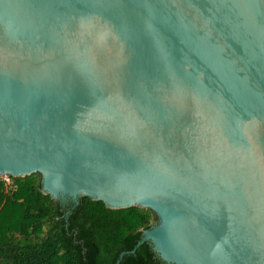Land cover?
<instances>
[{
  "label": "water",
  "instance_id": "95a60500",
  "mask_svg": "<svg viewBox=\"0 0 264 264\" xmlns=\"http://www.w3.org/2000/svg\"><path fill=\"white\" fill-rule=\"evenodd\" d=\"M33 173L152 210L127 253L264 264V0H0V176Z\"/></svg>",
  "mask_w": 264,
  "mask_h": 264
},
{
  "label": "trees",
  "instance_id": "16d2710c",
  "mask_svg": "<svg viewBox=\"0 0 264 264\" xmlns=\"http://www.w3.org/2000/svg\"><path fill=\"white\" fill-rule=\"evenodd\" d=\"M8 178L0 177V264H167L149 241L126 252L155 223L152 210L61 202L41 192L39 173Z\"/></svg>",
  "mask_w": 264,
  "mask_h": 264
},
{
  "label": "rangeland",
  "instance_id": "374dc122",
  "mask_svg": "<svg viewBox=\"0 0 264 264\" xmlns=\"http://www.w3.org/2000/svg\"><path fill=\"white\" fill-rule=\"evenodd\" d=\"M1 177V176H0ZM2 179H4L6 182H8V183H10L11 181H10V179L7 177V176H2L1 177Z\"/></svg>",
  "mask_w": 264,
  "mask_h": 264
}]
</instances>
